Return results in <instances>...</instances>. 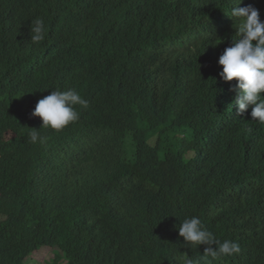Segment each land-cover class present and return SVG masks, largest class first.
<instances>
[{
	"label": "trees",
	"instance_id": "1",
	"mask_svg": "<svg viewBox=\"0 0 264 264\" xmlns=\"http://www.w3.org/2000/svg\"><path fill=\"white\" fill-rule=\"evenodd\" d=\"M236 3L0 0V264L44 247L65 264H264V123L236 115L217 63L232 8L264 21V0ZM68 89L88 107L41 128L37 101ZM192 216L240 252L202 259L178 236Z\"/></svg>",
	"mask_w": 264,
	"mask_h": 264
},
{
	"label": "clouds",
	"instance_id": "2",
	"mask_svg": "<svg viewBox=\"0 0 264 264\" xmlns=\"http://www.w3.org/2000/svg\"><path fill=\"white\" fill-rule=\"evenodd\" d=\"M241 3L243 0H237L236 5ZM230 17L235 21L237 38L232 39L231 46L225 48L219 56L217 63L222 68L219 77L224 82H236L230 87V91L235 93L233 105L237 110L236 115L242 116L251 106L252 120L264 123V97L261 96L264 93V21L260 19L259 10L251 4L232 8ZM29 32L32 44L44 41L47 33L44 19L37 17L32 20ZM76 106L86 109L88 101L75 89L52 90L49 95L37 101L31 116L41 120V128L60 131L78 121L80 112ZM43 140L40 131L31 129L32 143ZM178 236L183 238L184 244L196 248L205 245L202 255L205 260L208 257L215 260L232 256L241 250L237 241L217 239L198 216L185 218L179 225ZM181 255L182 264H199V261L193 260L186 253Z\"/></svg>",
	"mask_w": 264,
	"mask_h": 264
},
{
	"label": "rangeland",
	"instance_id": "3",
	"mask_svg": "<svg viewBox=\"0 0 264 264\" xmlns=\"http://www.w3.org/2000/svg\"><path fill=\"white\" fill-rule=\"evenodd\" d=\"M31 264H65V261L57 249L44 247L32 254Z\"/></svg>",
	"mask_w": 264,
	"mask_h": 264
}]
</instances>
